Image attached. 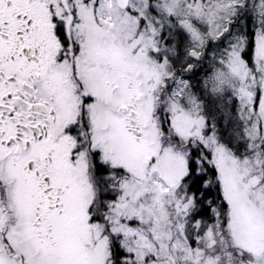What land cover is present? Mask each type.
<instances>
[{"label":"snow or ice","instance_id":"1","mask_svg":"<svg viewBox=\"0 0 264 264\" xmlns=\"http://www.w3.org/2000/svg\"><path fill=\"white\" fill-rule=\"evenodd\" d=\"M0 264H264V0H0Z\"/></svg>","mask_w":264,"mask_h":264}]
</instances>
